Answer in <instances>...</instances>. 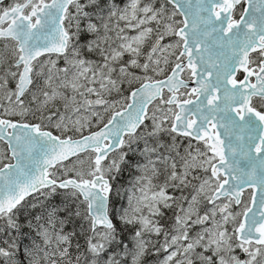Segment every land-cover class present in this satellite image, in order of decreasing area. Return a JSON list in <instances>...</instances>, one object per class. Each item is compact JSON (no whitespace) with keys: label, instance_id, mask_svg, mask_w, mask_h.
<instances>
[{"label":"snow or ice","instance_id":"snow-or-ice-1","mask_svg":"<svg viewBox=\"0 0 264 264\" xmlns=\"http://www.w3.org/2000/svg\"><path fill=\"white\" fill-rule=\"evenodd\" d=\"M0 264H264V0H0Z\"/></svg>","mask_w":264,"mask_h":264},{"label":"flooded vegetation","instance_id":"flooded-vegetation-1","mask_svg":"<svg viewBox=\"0 0 264 264\" xmlns=\"http://www.w3.org/2000/svg\"><path fill=\"white\" fill-rule=\"evenodd\" d=\"M5 4H10L12 3V0H4Z\"/></svg>","mask_w":264,"mask_h":264},{"label":"rangeland","instance_id":"rangeland-1","mask_svg":"<svg viewBox=\"0 0 264 264\" xmlns=\"http://www.w3.org/2000/svg\"><path fill=\"white\" fill-rule=\"evenodd\" d=\"M125 175H127V174H125Z\"/></svg>","mask_w":264,"mask_h":264}]
</instances>
